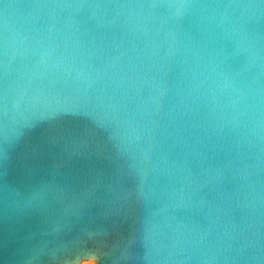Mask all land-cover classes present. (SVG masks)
I'll return each instance as SVG.
<instances>
[{
    "label": "water",
    "instance_id": "water-1",
    "mask_svg": "<svg viewBox=\"0 0 264 264\" xmlns=\"http://www.w3.org/2000/svg\"><path fill=\"white\" fill-rule=\"evenodd\" d=\"M264 264V0H0V264Z\"/></svg>",
    "mask_w": 264,
    "mask_h": 264
},
{
    "label": "rangeland",
    "instance_id": "rangeland-1",
    "mask_svg": "<svg viewBox=\"0 0 264 264\" xmlns=\"http://www.w3.org/2000/svg\"><path fill=\"white\" fill-rule=\"evenodd\" d=\"M95 261L94 259H86V260H82L79 264H94Z\"/></svg>",
    "mask_w": 264,
    "mask_h": 264
},
{
    "label": "bare ground",
    "instance_id": "bare-ground-1",
    "mask_svg": "<svg viewBox=\"0 0 264 264\" xmlns=\"http://www.w3.org/2000/svg\"><path fill=\"white\" fill-rule=\"evenodd\" d=\"M94 263V262H93ZM95 264V263H94Z\"/></svg>",
    "mask_w": 264,
    "mask_h": 264
}]
</instances>
